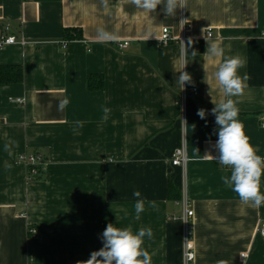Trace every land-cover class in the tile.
I'll return each mask as SVG.
<instances>
[{"label":"crops","instance_id":"obj_1","mask_svg":"<svg viewBox=\"0 0 264 264\" xmlns=\"http://www.w3.org/2000/svg\"><path fill=\"white\" fill-rule=\"evenodd\" d=\"M184 2L172 17L163 4L148 13L130 0H108L107 9L102 0H0V40L18 41L0 49V67L22 73L19 82L0 83V264L85 261L103 246L108 223L133 232L151 227L153 237H145L143 247L152 264H184V196L195 212L192 264H264V204L242 203L221 180L231 169L204 157L218 156L211 109L227 99L214 75L222 58L204 55L211 43L224 47L225 56L247 60L238 71L250 75L248 87L232 99L250 143L264 157V0ZM183 24L194 40L187 55L177 44L159 43L164 28L178 37ZM100 27L120 40L98 41ZM71 30L82 40L67 39ZM182 69L194 81L185 86L186 103L207 110L206 120L195 110L187 116L176 83ZM101 80V89L89 88ZM65 97L70 103L60 112ZM18 99L23 104L12 102ZM183 146L186 170L170 163ZM33 153L47 165L29 182L18 158ZM134 190L146 201L139 220ZM153 200L155 208L147 203Z\"/></svg>","mask_w":264,"mask_h":264},{"label":"clouds","instance_id":"obj_2","mask_svg":"<svg viewBox=\"0 0 264 264\" xmlns=\"http://www.w3.org/2000/svg\"><path fill=\"white\" fill-rule=\"evenodd\" d=\"M137 9L148 13H153L159 5H164L163 11L166 16L175 17L177 10L185 7L184 0H130ZM102 4L107 9L108 0H102ZM97 40L100 42H118L120 37L105 28L97 29ZM192 37L188 38L187 44L181 40V53L187 55L189 48L193 45ZM197 55L194 50L191 53ZM209 58H222L214 73L223 94L227 99L220 100L214 104L211 114L215 116L218 126V140L213 145L218 150V156L211 154L204 155L205 158L218 160L220 165L229 167L231 174L221 177L225 186L232 189L237 194L239 200L252 207H260L264 204V193L261 192V178L264 176V157L257 154V149L250 143V138L246 135L244 124L238 119L239 108L237 102L232 97L243 95L251 79L248 73L243 76L239 74V69L247 66L246 58L239 54L225 56V49L219 43L208 44L206 53ZM186 66V65H185ZM184 66V68H185ZM183 68V69H184ZM180 71L176 83L181 90L186 84L193 85L192 76L187 71ZM70 100L65 97L58 101L57 110L63 112L69 105ZM104 120L108 118L110 109L103 108ZM208 112L201 108L197 110V115L206 120ZM185 122V121H184ZM186 123V122H185ZM77 125L82 126V122L77 121ZM75 130V129H74ZM5 144V151L8 150ZM199 153V150L196 149ZM8 168L11 165H7ZM132 195L136 197L134 203L135 219H140V214L145 210V199L139 190H134ZM155 208L156 201H147ZM145 237L151 239L153 230L151 227H141L133 232L131 227L118 228L112 223H108L101 234L103 246L90 253V258L85 261H77L76 264H152L150 253L143 247ZM217 264H227L224 260L217 261Z\"/></svg>","mask_w":264,"mask_h":264},{"label":"built area","instance_id":"obj_3","mask_svg":"<svg viewBox=\"0 0 264 264\" xmlns=\"http://www.w3.org/2000/svg\"><path fill=\"white\" fill-rule=\"evenodd\" d=\"M9 28L6 29L9 32ZM207 38L212 39L213 33L212 30H208ZM181 40L187 44L188 37H187V27L185 24L181 27V32L178 37H174L172 32L168 28H164L162 30L161 37L159 39V43L163 46H169L171 44H177L181 46ZM17 38L15 36H4L0 40V49L5 46H12L17 43ZM24 41H22L23 43ZM128 46V43L125 42L120 44L119 47L125 49ZM193 94H197L198 90L193 89L191 90ZM188 91L186 88L183 90V98L184 102L186 103V99L188 97ZM17 104H23V100L18 99L16 101H12ZM261 126L264 129V114L260 116ZM18 162L22 164L27 171V179L29 182L35 181L37 178L43 175L46 170V161L44 156L39 153L33 154H22L18 158ZM189 159L187 156L186 148L183 146L182 148L177 149L170 158V163L174 168H181L182 170H186L188 165ZM182 204L183 213L181 216V221L183 223V262L184 264H192L196 259L195 253V245L193 239V218L195 216V212L192 209L190 202L186 196L180 202ZM174 219H177L176 217ZM30 234L32 236L37 235V231L34 229L30 230ZM259 235L262 239H264V223L261 224L259 228ZM242 258H246L247 255L243 254Z\"/></svg>","mask_w":264,"mask_h":264},{"label":"trees","instance_id":"obj_4","mask_svg":"<svg viewBox=\"0 0 264 264\" xmlns=\"http://www.w3.org/2000/svg\"><path fill=\"white\" fill-rule=\"evenodd\" d=\"M66 38L69 40H82V34H81V32H79L77 30H71V31H67ZM6 70H7V72H5ZM9 76H10V79H9ZM21 80H22V73H21V70L19 68H16V67H11V68L10 67L9 68L0 67V83L19 82ZM103 83H104L103 80H101L99 83H97L94 86L89 84V88H94V90H99L103 87ZM186 104H187V116H189V117L192 114V110H195L197 112V110L199 109L195 104H193L190 101H187ZM195 114L197 117H199L197 115V113H195ZM42 176H40L39 178H41ZM39 178H37V179H39ZM180 197H181L180 194L177 193V195L175 196V199L179 200Z\"/></svg>","mask_w":264,"mask_h":264}]
</instances>
